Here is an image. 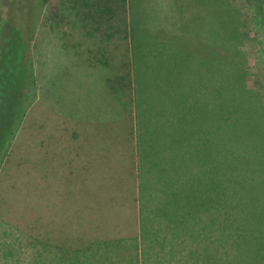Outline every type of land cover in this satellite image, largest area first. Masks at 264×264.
<instances>
[{
	"label": "rangeland",
	"instance_id": "rangeland-1",
	"mask_svg": "<svg viewBox=\"0 0 264 264\" xmlns=\"http://www.w3.org/2000/svg\"><path fill=\"white\" fill-rule=\"evenodd\" d=\"M104 1L27 0L29 15L0 0L19 33L1 49L0 32V264H42L56 247L108 263L96 242L139 234L158 145L219 185L223 263L264 264V0H128L132 35L110 41L81 25ZM64 64L81 107L58 94Z\"/></svg>",
	"mask_w": 264,
	"mask_h": 264
},
{
	"label": "trees",
	"instance_id": "trees-1",
	"mask_svg": "<svg viewBox=\"0 0 264 264\" xmlns=\"http://www.w3.org/2000/svg\"><path fill=\"white\" fill-rule=\"evenodd\" d=\"M26 2L27 0H19L16 8L22 10V13H27L28 10L30 15L31 7L28 8ZM127 7L128 0H105L103 3L91 4L93 11L81 12V25L86 27L93 24L95 33L102 28L101 40L110 41L117 35L125 34L126 29L131 32L130 24H121L119 15L125 14ZM5 27L11 37L2 39L1 49L9 47L5 41L11 42L9 38H18L19 35L1 19L0 32ZM84 32L90 34L91 30ZM210 58L217 59L213 54ZM17 67L21 72V64H17ZM165 151L163 145L157 146L158 168L156 179L152 178L156 183L149 186L151 198L148 201L146 194L149 191H146L143 184L141 186L139 234L127 241L114 239L104 243L96 242V248L105 249L102 255L109 260L106 263L100 257L101 264H118L115 257L122 259L123 256L127 259L129 257L130 264H224V237L221 238V230L224 234V200H220L222 195L218 191L219 185L212 184L210 187L201 178L200 175H204V163L197 157L189 159L181 154L183 156L172 158ZM209 169L212 179L214 159L211 156ZM124 245L133 249L132 254H119Z\"/></svg>",
	"mask_w": 264,
	"mask_h": 264
},
{
	"label": "crops",
	"instance_id": "crops-1",
	"mask_svg": "<svg viewBox=\"0 0 264 264\" xmlns=\"http://www.w3.org/2000/svg\"><path fill=\"white\" fill-rule=\"evenodd\" d=\"M56 50H57V55H58V54L62 53L63 49L60 51L59 48L57 47ZM62 54H64V53H62ZM80 62L81 61L76 60V62H72V63H76L74 65V66H76L77 64L79 65ZM69 64H71V63H69ZM63 69H64L63 70L64 72H67L68 70H70L71 73H69V72L66 73L67 77L63 83H60L61 85L59 87L58 94H61V96L64 98L70 97L71 99H73L75 101V104L71 102L72 107H77L76 105L81 107L80 106L81 104H79L81 96H78L79 92H78L77 87H76L77 85H79L77 82L78 78H77V80H74V79H76L77 75L75 73H72L75 69L69 67V68H67V70H65V64L63 65ZM78 73H80V71ZM82 73L84 74V77H86L85 73L84 72H82ZM66 75H64V78ZM70 80H74V81H70ZM82 82H84V84L87 83L86 81H84V78H82L80 76V84ZM82 100H83V97H82ZM58 110H62V109L58 107ZM87 110L92 111V107H90ZM64 111L67 113L66 114L67 118L76 119V117H73L71 115L72 111L69 108H64ZM77 118H79V117H77ZM83 118H85V117H83ZM51 249L54 252H56V255H55L56 257L52 256L51 259H49V256H48L49 254L45 253V249H44V251H42V258H41L42 264H97L96 254L92 248L72 249V250H69V252H67L66 255L64 254V252H66V250H62L61 248L59 249L58 247H56V248H51Z\"/></svg>",
	"mask_w": 264,
	"mask_h": 264
}]
</instances>
